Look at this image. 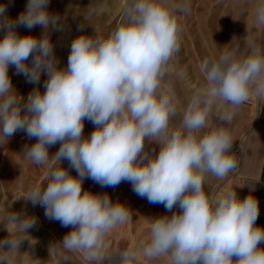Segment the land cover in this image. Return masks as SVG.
Wrapping results in <instances>:
<instances>
[{
  "label": "clouds",
  "instance_id": "9594fccd",
  "mask_svg": "<svg viewBox=\"0 0 264 264\" xmlns=\"http://www.w3.org/2000/svg\"><path fill=\"white\" fill-rule=\"evenodd\" d=\"M48 4L27 0L15 20L6 15L11 0L0 4V29L5 30L0 38V144L17 131L36 138L25 146L24 157L46 166L47 185L32 186L23 198L43 206L48 219L72 228L53 253L62 248L81 253L85 261L107 264H150L165 255L171 264H264L257 199H239L234 190L218 195L204 190L206 174L223 179L237 166L230 155L232 136L223 125L253 94L264 98V50L250 45L247 56L233 49L205 58L200 71L206 85L193 92L181 126L170 130L178 101L162 81L180 50L177 17L190 11L187 0L170 6L167 0H127L110 32L96 28L95 35L72 40L64 68L57 66L47 33L60 18L49 13ZM255 16L264 25V0L257 3ZM37 25L45 29L41 37L17 31ZM10 66L35 85L46 71L45 91L36 87L24 100L12 86ZM217 103L230 106L217 112L219 127L209 123ZM85 119L95 126L88 137L83 136ZM146 140L160 146L158 155L145 149ZM58 142V151L50 156L49 147ZM61 160L77 175L61 167ZM85 178L101 187L128 181L149 203L163 204L168 212L178 205L180 211L151 219L149 235L139 246L109 251L107 237L131 214L107 194L82 192ZM8 220L25 233L35 223L34 217L19 213ZM10 236L0 241V250L8 245L7 251H18L24 238ZM0 262L8 264L7 256L0 254Z\"/></svg>",
  "mask_w": 264,
  "mask_h": 264
},
{
  "label": "rangeland",
  "instance_id": "374dc122",
  "mask_svg": "<svg viewBox=\"0 0 264 264\" xmlns=\"http://www.w3.org/2000/svg\"><path fill=\"white\" fill-rule=\"evenodd\" d=\"M178 2L183 0H167L169 6ZM258 2L259 0H187L190 11L177 17L182 29L180 50L168 62L162 81V88L171 86L178 101L177 113L169 121L170 130L181 126L184 109L193 92L206 85L205 76L200 71V64L205 58H218L221 53L233 49H238V55L247 56L250 53V45L264 50V25L258 24L255 16ZM7 3L8 0H0V4ZM126 3L127 0H49V13L60 18L58 24L50 25L47 29L59 61L57 66H67L70 45L77 36L95 35L96 28L102 34L110 32L120 21ZM26 4L27 0H11L7 17L15 20L25 11ZM90 9L96 11L89 15ZM17 31L21 36L30 34L35 37H41L45 33V29L40 25L32 29L20 26ZM4 34L5 30L0 29V38ZM28 63H31V57ZM8 74L16 93L24 100L36 87H39L41 92L45 91L46 71L41 72L39 85L29 83L23 75H18L13 66L9 67ZM23 102L21 101L22 104ZM258 102L259 98L253 94L245 104L235 110L231 123L223 125L233 139L230 151L233 157L255 118ZM229 107L223 103L214 105L209 123L221 126L216 118L217 112H223ZM94 129V124L85 119L83 136H90ZM35 142L36 138L30 139L24 131H17L0 144V241L10 239V233L13 238H24L18 246V251H7L8 245H5L0 254L7 256L8 264H107L106 261L100 260L85 261L81 253L65 252L62 248L53 253V246L62 242L63 237L72 228L62 227L58 221L48 219L43 206H33L23 198L32 186L47 185L46 166H35L24 157L25 146H31ZM59 147V142L49 147V155H54ZM159 147L155 142L145 141V149L154 155H158ZM59 165L68 169L71 175H77L67 160H61ZM208 174L204 180L210 177ZM211 177L214 179L213 175ZM83 191L101 196L107 194L112 202L125 205L131 214L130 221L117 226L107 237L109 251L139 246L149 235L151 219L163 215L170 216L173 212L180 211L178 205L172 212H168L163 204L149 203L146 198L135 194L132 184L128 181H122L115 187H101L92 179L85 178L82 182ZM17 213L35 218L34 225L28 228L26 233L8 220L9 215ZM165 257L167 263L169 256Z\"/></svg>",
  "mask_w": 264,
  "mask_h": 264
},
{
  "label": "crops",
  "instance_id": "0c3cea01",
  "mask_svg": "<svg viewBox=\"0 0 264 264\" xmlns=\"http://www.w3.org/2000/svg\"><path fill=\"white\" fill-rule=\"evenodd\" d=\"M234 159L237 165L235 170L223 179L214 175L213 179L212 174H208L210 177L204 180V190L217 195L234 190L239 199L254 196L259 203L256 225L264 228V98H259L255 118L249 125ZM260 246L264 247V243ZM170 260L169 257L166 263V257L162 256L154 262L170 264Z\"/></svg>",
  "mask_w": 264,
  "mask_h": 264
}]
</instances>
